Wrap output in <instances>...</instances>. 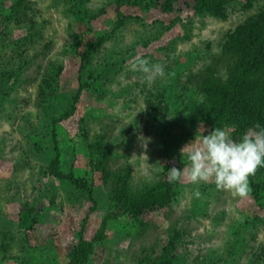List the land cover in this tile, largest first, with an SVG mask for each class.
<instances>
[{"label": "rangeland", "instance_id": "1", "mask_svg": "<svg viewBox=\"0 0 264 264\" xmlns=\"http://www.w3.org/2000/svg\"><path fill=\"white\" fill-rule=\"evenodd\" d=\"M80 1L74 15L71 0H0V73L18 74L0 89V264H68L81 238L84 264H264V207L211 182L197 199V185L168 179L209 133L180 86L264 2L238 0L222 20L165 0ZM137 56L163 64L166 82L131 71ZM118 177L133 196L169 182L174 200L135 220L111 202Z\"/></svg>", "mask_w": 264, "mask_h": 264}, {"label": "trees", "instance_id": "2", "mask_svg": "<svg viewBox=\"0 0 264 264\" xmlns=\"http://www.w3.org/2000/svg\"><path fill=\"white\" fill-rule=\"evenodd\" d=\"M244 1L245 8L252 6L254 2H264ZM71 2L74 15L83 11L80 0ZM237 2L238 0H165L163 7L168 11L173 8L184 9L197 15H210L223 20L227 17L228 8ZM56 71L59 73L61 67H56ZM17 77V72L12 69L0 73V89L5 92L12 89L17 83ZM180 89H193V98L199 99L196 107L192 106L195 107L194 120L207 127L209 132L214 128L224 130L229 127L232 130L231 135L238 140L256 123L264 126V9H260L230 31L220 46L218 56H213L203 73L190 72ZM170 96L165 95L164 98ZM152 105L149 102V106L155 109ZM160 109L163 114H168L166 104L155 110L161 111ZM64 115L67 116V113ZM53 173L91 193L81 180L72 175L64 176L57 168L53 169ZM249 180L252 188L250 197L258 207H264V167L258 169ZM117 182L111 202L122 214L135 220L155 208L170 205L176 194V187L164 182L153 184L138 196H133L127 188L126 177H118ZM176 238L178 236L173 235V240H169L164 250L174 246ZM91 251L92 244L81 238L68 264H84ZM161 264L171 263L164 261Z\"/></svg>", "mask_w": 264, "mask_h": 264}, {"label": "clouds", "instance_id": "3", "mask_svg": "<svg viewBox=\"0 0 264 264\" xmlns=\"http://www.w3.org/2000/svg\"><path fill=\"white\" fill-rule=\"evenodd\" d=\"M130 70L142 73L149 86L158 78L162 83L166 82L169 75L163 64H153L139 56L132 62ZM143 146L147 148V141ZM181 154L183 157L187 155L188 164L182 171L171 168L168 171L170 182L183 178L197 185L194 190L197 199L202 196L198 185L210 182L215 184L217 191L228 192L234 198L248 199L252 192L249 178L264 167V126L256 123L238 140L220 128H214L207 135L203 129L194 142L181 149Z\"/></svg>", "mask_w": 264, "mask_h": 264}]
</instances>
